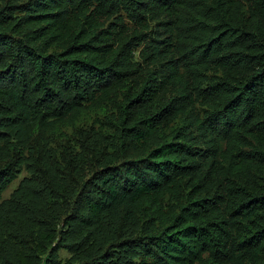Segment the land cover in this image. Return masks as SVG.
<instances>
[{"label":"trees","instance_id":"trees-1","mask_svg":"<svg viewBox=\"0 0 264 264\" xmlns=\"http://www.w3.org/2000/svg\"><path fill=\"white\" fill-rule=\"evenodd\" d=\"M0 264H264V0H3Z\"/></svg>","mask_w":264,"mask_h":264},{"label":"rangeland","instance_id":"rangeland-1","mask_svg":"<svg viewBox=\"0 0 264 264\" xmlns=\"http://www.w3.org/2000/svg\"><path fill=\"white\" fill-rule=\"evenodd\" d=\"M3 0H0V3L2 2ZM136 57H138V49L136 50ZM97 117H104V112L99 110V109H89V110H86L84 111L83 113H81L77 119H76V125L75 127H79L83 124H86V125H90L91 123H95L97 125V121H96V118ZM177 119H175L173 121V123H171L170 125L173 126L174 123H176ZM86 122V123H84ZM62 129L66 132V133H71L72 130H74V127L72 128L71 125H64L62 126ZM27 171H26V168L24 167V164L21 165V169L20 171L18 172L17 176L11 180L9 182V184L5 187V189L2 191L1 193V197H6L9 195L10 191L16 186V184L18 183V181L20 180V178L26 174ZM60 254L65 256V255H68V252L64 249L60 250Z\"/></svg>","mask_w":264,"mask_h":264}]
</instances>
